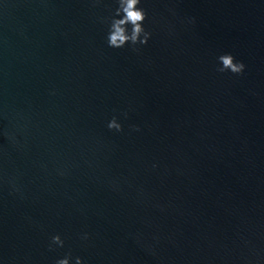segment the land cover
Instances as JSON below:
<instances>
[{
  "label": "water",
  "instance_id": "obj_1",
  "mask_svg": "<svg viewBox=\"0 0 264 264\" xmlns=\"http://www.w3.org/2000/svg\"><path fill=\"white\" fill-rule=\"evenodd\" d=\"M117 7L0 0V264H264V0Z\"/></svg>",
  "mask_w": 264,
  "mask_h": 264
},
{
  "label": "clouds",
  "instance_id": "obj_2",
  "mask_svg": "<svg viewBox=\"0 0 264 264\" xmlns=\"http://www.w3.org/2000/svg\"><path fill=\"white\" fill-rule=\"evenodd\" d=\"M141 2L142 0H116L118 7L115 12L110 18L103 21L108 24L106 41L109 47L122 49L131 45L133 51H139L138 45L146 46L148 44L152 34L144 27L148 17L146 11L140 7ZM218 60L222 67H219L217 71L221 73L230 71L234 75H242L246 69V65L243 62H237L231 54L221 55ZM124 115L127 118V113H124ZM107 127L113 132L122 133L124 131L123 125L119 123L118 118L115 116ZM132 131L139 132L141 129L133 126ZM82 239L87 240L89 236L84 234ZM52 245L63 248L65 242L60 235H55L51 238L50 250H54ZM70 261L71 254L69 253L67 257L57 260L56 264H70ZM75 264H84V261L77 257Z\"/></svg>",
  "mask_w": 264,
  "mask_h": 264
}]
</instances>
